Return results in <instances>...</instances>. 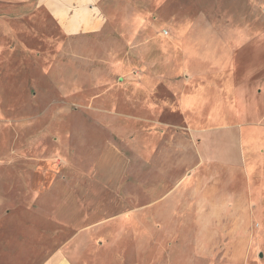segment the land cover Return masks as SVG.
<instances>
[{"label":"rangeland","instance_id":"1","mask_svg":"<svg viewBox=\"0 0 264 264\" xmlns=\"http://www.w3.org/2000/svg\"><path fill=\"white\" fill-rule=\"evenodd\" d=\"M100 9L106 19L100 31L69 38L43 11L31 9L16 20L0 3V264H41L72 237L73 230L52 221L53 204L90 174L98 155L99 146L90 148L100 127L90 115L94 97L139 81L141 63L166 62L159 47L186 30L250 31L249 44L264 51V0H104ZM160 94L172 104L169 92ZM148 120L162 124L158 149L178 164L177 174L166 178L173 185L183 178L181 161L190 148L180 129L184 119L167 111ZM243 157L238 215L204 212L198 199L184 228L165 244H156L159 230L140 235L126 217L94 241L109 243L74 240L68 256L78 263L80 252L87 264H264V139L256 148L244 141ZM37 171L52 176L58 199L30 191Z\"/></svg>","mask_w":264,"mask_h":264},{"label":"crops","instance_id":"2","mask_svg":"<svg viewBox=\"0 0 264 264\" xmlns=\"http://www.w3.org/2000/svg\"><path fill=\"white\" fill-rule=\"evenodd\" d=\"M103 2L0 0L16 20L31 9L43 11L69 38L102 29L106 22L100 9ZM250 36V31L243 30H186L159 47L168 57L166 62L141 63L144 74L139 81L128 79L117 90L114 85L92 99L90 115L98 119L100 127L95 129L97 137L90 141V148L99 146L98 155L90 174L78 180L61 203L53 204L57 208L52 221L74 233L41 264H87L80 252L75 263L67 246L79 239L76 244L83 240L86 246L102 247L109 243L108 238L104 243L94 241L106 237L111 224L126 217L140 235L146 236L149 229L159 230L156 244H165L170 240L167 236L173 238L184 228L198 199L204 212L238 215V197L243 195L238 174H244L246 166L244 141L256 148L264 139V51L260 52L258 42L249 44ZM174 74L175 78L168 77ZM197 79L200 82L193 84ZM160 91L170 93L171 106L160 100ZM167 111L182 116L184 126L180 129L186 132L190 145L181 161L186 166L183 178L173 185L166 178L177 174L178 164L158 149L162 124L148 120ZM134 117H139L138 131L132 123ZM117 142L124 144L129 154ZM173 166L175 169L169 168ZM55 186L49 173L37 171L30 179V191H42V197L51 200L60 196ZM139 189H146L145 193L136 195L134 191ZM146 199L150 202L135 205Z\"/></svg>","mask_w":264,"mask_h":264},{"label":"built area","instance_id":"3","mask_svg":"<svg viewBox=\"0 0 264 264\" xmlns=\"http://www.w3.org/2000/svg\"><path fill=\"white\" fill-rule=\"evenodd\" d=\"M168 33L165 31L164 33H163V35L165 36V35H167Z\"/></svg>","mask_w":264,"mask_h":264}]
</instances>
